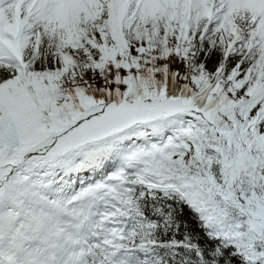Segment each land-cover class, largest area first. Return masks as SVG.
Returning <instances> with one entry per match:
<instances>
[{
  "label": "snow or ice",
  "instance_id": "6c2138e0",
  "mask_svg": "<svg viewBox=\"0 0 264 264\" xmlns=\"http://www.w3.org/2000/svg\"><path fill=\"white\" fill-rule=\"evenodd\" d=\"M0 264H264V0H0Z\"/></svg>",
  "mask_w": 264,
  "mask_h": 264
}]
</instances>
